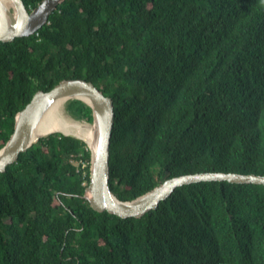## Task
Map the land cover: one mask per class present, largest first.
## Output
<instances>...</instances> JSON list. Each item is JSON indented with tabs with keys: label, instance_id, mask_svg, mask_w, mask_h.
<instances>
[{
	"label": "trees",
	"instance_id": "1",
	"mask_svg": "<svg viewBox=\"0 0 264 264\" xmlns=\"http://www.w3.org/2000/svg\"><path fill=\"white\" fill-rule=\"evenodd\" d=\"M68 79L114 100L121 201L180 175L264 176V0H66L0 42V149L33 96ZM67 110L93 122L81 101ZM90 164L85 142L54 134L0 173V264H264V186L193 184L121 219L83 198Z\"/></svg>",
	"mask_w": 264,
	"mask_h": 264
},
{
	"label": "water",
	"instance_id": "2",
	"mask_svg": "<svg viewBox=\"0 0 264 264\" xmlns=\"http://www.w3.org/2000/svg\"><path fill=\"white\" fill-rule=\"evenodd\" d=\"M65 2L66 0H43L36 8L28 9L23 0H0V42L11 43L18 38L37 34ZM75 100L83 102L92 110L93 122L89 124L92 126L93 137L90 144L72 134L41 133L42 123L52 110ZM114 123L115 105L112 98L105 96L92 82L83 79L63 80L48 92L38 91L17 114L14 131L9 141L0 149V173H5L9 166L18 163L20 155L40 140L62 134L85 142L91 153L89 183L83 198L94 211L107 212L121 219L142 218L158 209L176 190L193 184L230 182L264 186V176L256 174L199 173L169 178L135 200L121 201L110 186Z\"/></svg>",
	"mask_w": 264,
	"mask_h": 264
},
{
	"label": "bare ground",
	"instance_id": "3",
	"mask_svg": "<svg viewBox=\"0 0 264 264\" xmlns=\"http://www.w3.org/2000/svg\"><path fill=\"white\" fill-rule=\"evenodd\" d=\"M58 132L75 135L89 144L93 137L92 126L67 118L63 106H58L52 110L41 126V133Z\"/></svg>",
	"mask_w": 264,
	"mask_h": 264
},
{
	"label": "rangeland",
	"instance_id": "4",
	"mask_svg": "<svg viewBox=\"0 0 264 264\" xmlns=\"http://www.w3.org/2000/svg\"><path fill=\"white\" fill-rule=\"evenodd\" d=\"M63 110H64V114H65V116L67 118H69L70 120L78 121L74 117H72V115L69 113V111L67 110V105H64L63 106ZM79 122L84 123V124H87V125H91V124H89V123H87L85 121H79Z\"/></svg>",
	"mask_w": 264,
	"mask_h": 264
}]
</instances>
